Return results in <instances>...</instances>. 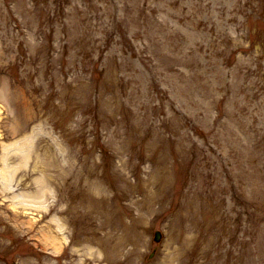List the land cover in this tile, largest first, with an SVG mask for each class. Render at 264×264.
Wrapping results in <instances>:
<instances>
[{
    "label": "rangeland",
    "instance_id": "obj_1",
    "mask_svg": "<svg viewBox=\"0 0 264 264\" xmlns=\"http://www.w3.org/2000/svg\"><path fill=\"white\" fill-rule=\"evenodd\" d=\"M0 264H264V0H0Z\"/></svg>",
    "mask_w": 264,
    "mask_h": 264
},
{
    "label": "bare ground",
    "instance_id": "obj_2",
    "mask_svg": "<svg viewBox=\"0 0 264 264\" xmlns=\"http://www.w3.org/2000/svg\"><path fill=\"white\" fill-rule=\"evenodd\" d=\"M125 240V237H122V241H124Z\"/></svg>",
    "mask_w": 264,
    "mask_h": 264
},
{
    "label": "water",
    "instance_id": "obj_3",
    "mask_svg": "<svg viewBox=\"0 0 264 264\" xmlns=\"http://www.w3.org/2000/svg\"><path fill=\"white\" fill-rule=\"evenodd\" d=\"M158 235H159V233H158Z\"/></svg>",
    "mask_w": 264,
    "mask_h": 264
}]
</instances>
